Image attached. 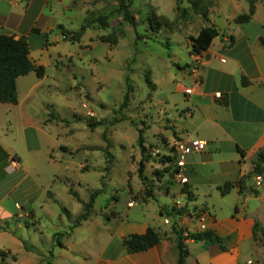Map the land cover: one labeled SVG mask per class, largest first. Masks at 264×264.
<instances>
[{"label": "rangeland", "instance_id": "obj_1", "mask_svg": "<svg viewBox=\"0 0 264 264\" xmlns=\"http://www.w3.org/2000/svg\"><path fill=\"white\" fill-rule=\"evenodd\" d=\"M121 3L127 4V0L55 2L61 19L55 31L58 38L46 40L49 64L40 76L45 78L44 91L37 96L46 111L62 119L54 121V129L65 150L57 149L59 162L49 171L58 177L48 190L59 203L43 204L42 219L29 212L17 218L22 236L38 251L58 250L57 237L73 242L74 248L79 246L84 228L73 230L69 239L63 238L83 211L68 188L84 201L90 192L103 188L91 208V215L103 219L117 213L123 216L127 207L143 202L158 207L163 219L170 220L182 208L197 213L181 202L180 193L185 192L176 152L182 139L181 124L190 112L185 89L191 87L190 79L199 78L197 68L204 57L203 51L197 54L192 50V39L203 26L214 24L219 37L225 35L228 43L227 26L248 11L249 2L131 0L135 27L125 20ZM254 5V13L263 17L264 25V0H254ZM203 12L209 21L203 19ZM82 25L87 26L79 40L62 35V30L73 35ZM141 151L147 159L145 181L137 169ZM259 153L238 184L254 220V243L246 252L249 264H264V156ZM62 206L68 215L60 210ZM142 207H134L130 218L140 216ZM173 221L171 233L173 226L182 228ZM31 242L25 244L31 246ZM2 253L0 258L7 254ZM42 255L38 264H47L51 251Z\"/></svg>", "mask_w": 264, "mask_h": 264}, {"label": "crops", "instance_id": "obj_2", "mask_svg": "<svg viewBox=\"0 0 264 264\" xmlns=\"http://www.w3.org/2000/svg\"><path fill=\"white\" fill-rule=\"evenodd\" d=\"M55 2L0 0V34L26 36L30 59L43 68L49 64L46 40L58 38L55 31L61 22ZM263 30V17L255 13L246 23L231 22L226 31L233 43L228 45L225 35L214 38L203 51L197 82L190 79L191 93L186 98L190 112L181 124V136H195L206 144L204 150L185 155L180 173L192 199L188 200L186 193L180 196L184 199L182 204L197 213L185 210L170 220L182 227L184 233L214 231L226 250L216 244L186 239V264L251 261L246 252L252 250L254 243V220L248 215L243 194L238 187L222 194L219 187L242 180L264 147V46L259 41ZM242 77L248 81L243 86ZM44 87L45 78L31 71L16 79L17 102L0 103V253H7L0 258L1 264H38L44 257L42 253L48 250L51 259L47 264H177L171 222L158 214V207L150 208V202L127 207L123 216H88L63 236L69 239L73 230L84 228L77 248L73 242L60 239L62 245H56L58 250L52 247L38 251L30 239L22 236L19 216L29 212L42 219L43 204L59 203L48 190L58 177L49 169L59 162L56 152L64 146L54 121L62 119L53 111H46L44 103L38 100L37 94ZM221 98L226 103H221ZM50 113L58 119H50ZM139 205H143L141 215L130 218L132 209ZM148 227L162 233L159 243L128 253L122 238L144 233ZM25 241L33 245H26Z\"/></svg>", "mask_w": 264, "mask_h": 264}, {"label": "trees", "instance_id": "obj_3", "mask_svg": "<svg viewBox=\"0 0 264 264\" xmlns=\"http://www.w3.org/2000/svg\"><path fill=\"white\" fill-rule=\"evenodd\" d=\"M249 8L246 13L239 14L234 18L235 23H246L251 20L254 12L255 5L254 0H248ZM131 0H127V4L121 3V9L125 20L130 26L135 27V18L129 8ZM202 17L205 21H209L207 13L203 12ZM87 25H82L78 31L74 32L73 35H69L66 31L62 30L64 38L70 37L71 40L77 41L84 33ZM137 34V33H136ZM220 35L219 28L214 24L203 26L192 39V50L197 54L207 50L212 40ZM230 41L228 45L233 43V37H229ZM260 43L264 46V36L259 37ZM31 71H34L39 77L43 73V67L35 65L29 56V44L26 36L13 37L11 35L0 34V103H16L17 102V90H16V79L19 76H23ZM248 81L245 77L241 78V85L247 84ZM221 103H226V100L219 99ZM50 119H58L54 113H50ZM65 123H67L65 121ZM90 126H92L90 124ZM138 144L143 150V138L142 135L138 136ZM263 149L262 153H259ZM258 153L259 156H264V147ZM65 150V147H62ZM138 162V175L142 181L146 180L143 175L145 169V163L147 159L143 156ZM171 160L170 158H168ZM241 179L235 183L227 182L219 187L222 194L228 193L232 188L238 187ZM73 197L82 204L83 211L74 218L72 223V229L79 225L83 220L87 219L91 215V208L94 204V199L103 192V188L90 192L87 201L82 200L77 193L73 192L71 188L68 189ZM183 192L186 193L188 200L192 199V195L186 183H184ZM150 196V195H149ZM182 208L178 211L181 214L185 211ZM61 211L68 215L67 209L62 206ZM71 229V230H72ZM175 233V245L178 252L177 264H186V257L188 256V250L184 244V240L190 239L194 241H204L218 245L222 250H226L223 245L222 239L212 230L205 229L196 232H186L177 226H173ZM59 236V235H58ZM255 236V235H254ZM161 237L159 232L148 227L144 233H133L122 238V244L128 253H135L147 250L159 243ZM55 243L59 246L62 245L60 238L55 239ZM3 254L2 252L0 255ZM50 261H47L49 263ZM1 264V262H0Z\"/></svg>", "mask_w": 264, "mask_h": 264}, {"label": "built area", "instance_id": "obj_4", "mask_svg": "<svg viewBox=\"0 0 264 264\" xmlns=\"http://www.w3.org/2000/svg\"><path fill=\"white\" fill-rule=\"evenodd\" d=\"M196 71V69L194 70ZM197 77L195 79V82H197ZM185 92L190 94L191 93V89L187 88L185 89ZM205 142L197 137H186V138H182L180 141H178L177 143V147H176V152H177V157H178V164H179V174L181 176L180 173V166L183 163V159L185 157V155H187L188 153H193V152H200L202 150H204L205 148ZM13 165L16 164V161L14 159H12L11 162ZM182 177V176H181ZM182 181L184 182V179L182 177ZM201 228H204V225H201Z\"/></svg>", "mask_w": 264, "mask_h": 264}]
</instances>
